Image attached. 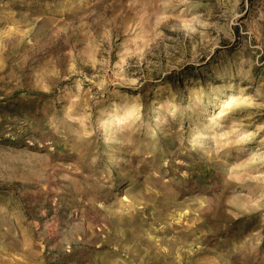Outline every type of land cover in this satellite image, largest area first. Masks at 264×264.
I'll use <instances>...</instances> for the list:
<instances>
[{"label": "rangeland", "instance_id": "1", "mask_svg": "<svg viewBox=\"0 0 264 264\" xmlns=\"http://www.w3.org/2000/svg\"><path fill=\"white\" fill-rule=\"evenodd\" d=\"M0 264H264V0H0Z\"/></svg>", "mask_w": 264, "mask_h": 264}]
</instances>
